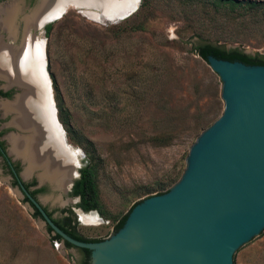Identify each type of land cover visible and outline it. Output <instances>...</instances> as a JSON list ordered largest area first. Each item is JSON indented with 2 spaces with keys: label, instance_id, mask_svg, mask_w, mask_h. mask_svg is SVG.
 <instances>
[{
  "label": "rangeland",
  "instance_id": "obj_1",
  "mask_svg": "<svg viewBox=\"0 0 264 264\" xmlns=\"http://www.w3.org/2000/svg\"><path fill=\"white\" fill-rule=\"evenodd\" d=\"M17 2L27 8L34 3ZM95 11L69 8L49 23V35L44 28L35 35L45 42L58 120L68 143L83 154L79 169L87 162L97 168L100 222L78 221L74 212L73 224L81 236L105 240L142 197L181 179L191 146L223 113L221 93L193 47L217 43L264 56V12H231L200 0H140L117 22L91 16ZM67 128L81 145L69 140ZM0 170L9 176L1 163ZM2 179L0 174V264H79L83 252L53 240ZM37 198L59 220L78 209V201L66 202L76 199L69 194L43 191ZM233 264H264V230Z\"/></svg>",
  "mask_w": 264,
  "mask_h": 264
},
{
  "label": "water",
  "instance_id": "obj_2",
  "mask_svg": "<svg viewBox=\"0 0 264 264\" xmlns=\"http://www.w3.org/2000/svg\"><path fill=\"white\" fill-rule=\"evenodd\" d=\"M138 5L113 21L126 19ZM40 7L41 0H35L29 8L21 5L16 38L10 40L0 27V43L19 46L24 34L22 18L38 12ZM65 12L29 30L30 36L36 38L38 29L45 28ZM199 62L221 93L222 115L191 146L181 179L160 194L142 197L129 211L124 225L109 238L98 242L71 238L54 224L20 180L17 186H10L26 201L31 212L38 211L44 231L48 232L49 228L50 235H58L62 245L66 242L73 250L90 251L88 264H233L234 255L264 230V66L211 55ZM46 67L45 63L44 73L49 80ZM0 80L8 83L1 76ZM10 84L20 90L16 98L23 94L22 85ZM46 90L51 121L59 136L57 154L52 146L47 150L55 159L63 158L67 162L69 185L65 189L47 181L40 185L49 183L53 192L64 196L80 175L79 160L70 152L74 147L68 143L58 120L50 80ZM60 149L65 153L59 152ZM22 165L24 168L23 161ZM40 172L42 169L34 173L37 176ZM21 177L24 181L28 179L23 173ZM1 178L7 183L11 181L10 176ZM70 201L77 202L79 198L66 202ZM74 212L78 221L79 212L97 214L96 210L84 212L80 208Z\"/></svg>",
  "mask_w": 264,
  "mask_h": 264
},
{
  "label": "bare ground",
  "instance_id": "obj_3",
  "mask_svg": "<svg viewBox=\"0 0 264 264\" xmlns=\"http://www.w3.org/2000/svg\"><path fill=\"white\" fill-rule=\"evenodd\" d=\"M138 2L139 0H41V9L38 12L22 18L24 34L19 46L9 47L0 43V76L10 83H18L24 87L23 94L18 95L15 102L6 104L2 102L6 112L16 114L15 125L26 132L23 136L10 138L11 151L25 163L24 177H30L35 170L42 169V172L37 174L40 183L47 181L59 189H65L69 185L67 162L63 158L55 159L47 150L52 146L57 154L59 136L51 121L47 99L46 89L49 88V80L44 73L45 42L38 37L30 36L29 30L38 28L69 8L94 9L97 13H90L91 16L113 21L137 7ZM21 13V5L17 0L0 5V27L10 40L16 38ZM59 152L64 154L65 150L60 149ZM70 152L77 161L80 159L79 149L74 148ZM79 218L86 224L100 222L95 212L90 214L79 212Z\"/></svg>",
  "mask_w": 264,
  "mask_h": 264
},
{
  "label": "trees",
  "instance_id": "obj_4",
  "mask_svg": "<svg viewBox=\"0 0 264 264\" xmlns=\"http://www.w3.org/2000/svg\"><path fill=\"white\" fill-rule=\"evenodd\" d=\"M201 3H209L214 8L218 9H227L231 12H245V13H258L264 12V1H254V0H200ZM52 28V24H49L45 27L46 36L49 35ZM193 52L196 53L203 61H206L209 55L222 60L227 61H237L246 65H260L264 66V56L260 54H248L245 51L239 48H226L224 46L218 45L217 43H202L195 45L193 47ZM61 107V106H60ZM61 110H59V118L63 125L67 126V122L64 117L61 115ZM71 131L67 128V135L70 141L74 142L77 145H81V141L77 140L73 135L70 134ZM88 153V152H87ZM89 155V153H88ZM96 165L92 162H87L84 167L79 170V178L74 182L70 196L79 197V202L77 207L82 209L84 212L96 210L100 211V202L98 188L96 184ZM35 193H32V196ZM136 205V204H135ZM134 205V206H135ZM133 206V207H134ZM132 207V208H133ZM131 208V209H132ZM101 212V211H100ZM47 215L52 219L54 224L66 233L71 238L81 241V242H98L99 239H88L76 232L74 221L71 217V212L68 217H65L62 220L53 219L49 213ZM128 213L118 220L115 224L114 232L118 231L123 225L127 218ZM34 216L39 217V213L34 209ZM48 232L51 230L48 228ZM53 240L61 241V238L58 235L52 236ZM66 248L70 249L72 246L65 242ZM83 252L84 256L81 259L79 264H88L90 251L85 249H79Z\"/></svg>",
  "mask_w": 264,
  "mask_h": 264
},
{
  "label": "flooded vegetation",
  "instance_id": "obj_5",
  "mask_svg": "<svg viewBox=\"0 0 264 264\" xmlns=\"http://www.w3.org/2000/svg\"><path fill=\"white\" fill-rule=\"evenodd\" d=\"M31 1L34 2L35 0H31ZM44 31H45V28H44ZM7 81L8 83L0 80V163H1V167H3V170L6 171L8 175L11 177V181L10 183H8L9 186L11 187L17 186V181L20 180V182L22 183L26 191L31 196H32V193H35L32 197L44 208L46 213H49L53 219H57L54 216L53 210H50L47 207L43 206L37 198V194L40 192L53 191L50 184L44 183L40 185L39 179L36 176V174L33 176L32 180L24 181L21 177V169H22L23 160L21 157H17V155L11 151L12 145L10 142V138L17 137V136H23L25 135V133L21 132L19 128L15 125L14 119H15L16 114L13 112H6L4 107H2L3 104L15 102L16 101L15 95L20 92L17 86L11 85L10 81L9 80ZM1 176H4L2 174V170H1ZM72 187L67 194L70 195L72 191ZM74 198H77V197H74ZM71 211L67 210V212H64V213H68L66 215H69L70 212L71 214L74 213V210H71ZM59 213H60V210H59Z\"/></svg>",
  "mask_w": 264,
  "mask_h": 264
}]
</instances>
